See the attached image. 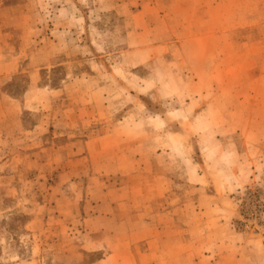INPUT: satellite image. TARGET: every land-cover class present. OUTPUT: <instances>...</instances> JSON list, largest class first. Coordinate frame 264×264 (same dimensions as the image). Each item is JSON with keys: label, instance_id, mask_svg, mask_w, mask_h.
Segmentation results:
<instances>
[{"label": "rangeland", "instance_id": "rangeland-1", "mask_svg": "<svg viewBox=\"0 0 264 264\" xmlns=\"http://www.w3.org/2000/svg\"><path fill=\"white\" fill-rule=\"evenodd\" d=\"M0 264H264V0H0Z\"/></svg>", "mask_w": 264, "mask_h": 264}]
</instances>
